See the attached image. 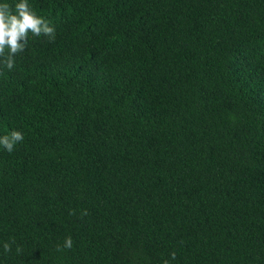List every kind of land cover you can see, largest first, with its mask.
I'll return each mask as SVG.
<instances>
[{
    "label": "trees",
    "instance_id": "16d2710c",
    "mask_svg": "<svg viewBox=\"0 0 264 264\" xmlns=\"http://www.w3.org/2000/svg\"><path fill=\"white\" fill-rule=\"evenodd\" d=\"M28 3L56 35L0 64V264H264V0Z\"/></svg>",
    "mask_w": 264,
    "mask_h": 264
},
{
    "label": "clouds",
    "instance_id": "9594fccd",
    "mask_svg": "<svg viewBox=\"0 0 264 264\" xmlns=\"http://www.w3.org/2000/svg\"><path fill=\"white\" fill-rule=\"evenodd\" d=\"M29 32L37 37H47L49 41H54L56 35L55 27L45 17L38 15L28 0H18L14 7L7 2L0 3V64L8 70L15 67L16 55L25 50ZM23 139L21 131L13 130L10 134L0 136V145L11 153ZM81 214L86 215L87 211L84 210ZM11 243H15V240ZM72 246L71 236L65 237L63 248L70 249ZM3 250L5 254L11 252V244L5 242ZM57 250L61 248L58 246ZM16 251L17 253L22 251L19 245ZM170 259H176L175 252L170 253ZM163 264H169V260H164Z\"/></svg>",
    "mask_w": 264,
    "mask_h": 264
}]
</instances>
